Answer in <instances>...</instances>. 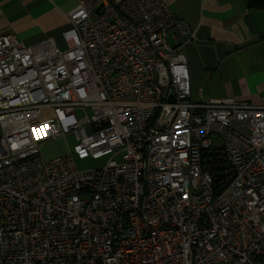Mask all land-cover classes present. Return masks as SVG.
I'll return each instance as SVG.
<instances>
[{
	"label": "built area",
	"instance_id": "obj_1",
	"mask_svg": "<svg viewBox=\"0 0 264 264\" xmlns=\"http://www.w3.org/2000/svg\"><path fill=\"white\" fill-rule=\"evenodd\" d=\"M63 21L65 48L0 37V264H264V106L193 92L168 0Z\"/></svg>",
	"mask_w": 264,
	"mask_h": 264
},
{
	"label": "crops",
	"instance_id": "obj_2",
	"mask_svg": "<svg viewBox=\"0 0 264 264\" xmlns=\"http://www.w3.org/2000/svg\"><path fill=\"white\" fill-rule=\"evenodd\" d=\"M79 1L0 0V37L14 34L29 47L52 39L65 48L63 18ZM168 1L177 19L168 41L184 45L193 92L264 106V10L245 0Z\"/></svg>",
	"mask_w": 264,
	"mask_h": 264
},
{
	"label": "rangeland",
	"instance_id": "obj_3",
	"mask_svg": "<svg viewBox=\"0 0 264 264\" xmlns=\"http://www.w3.org/2000/svg\"><path fill=\"white\" fill-rule=\"evenodd\" d=\"M129 100H133V98H129ZM214 143L215 145L218 146L221 144V140L215 139ZM74 144H75V139L71 135H69L66 138H59L56 140L47 141L41 147V156L44 159L49 160L54 158V156L64 155L73 148ZM111 159L119 163L122 161L121 155L115 157L110 155L99 160H94L92 158L80 160L76 158L75 164H76V168L79 171L84 172V171H91L94 169L101 168L105 166Z\"/></svg>",
	"mask_w": 264,
	"mask_h": 264
},
{
	"label": "trees",
	"instance_id": "obj_4",
	"mask_svg": "<svg viewBox=\"0 0 264 264\" xmlns=\"http://www.w3.org/2000/svg\"><path fill=\"white\" fill-rule=\"evenodd\" d=\"M250 8L264 10V0H245Z\"/></svg>",
	"mask_w": 264,
	"mask_h": 264
}]
</instances>
